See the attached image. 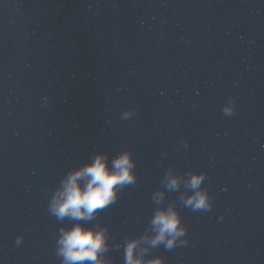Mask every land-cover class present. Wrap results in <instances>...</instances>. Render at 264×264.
Listing matches in <instances>:
<instances>
[{"label": "water", "instance_id": "obj_1", "mask_svg": "<svg viewBox=\"0 0 264 264\" xmlns=\"http://www.w3.org/2000/svg\"><path fill=\"white\" fill-rule=\"evenodd\" d=\"M125 148L137 180L89 222L108 227L111 264L170 203L187 242L145 259L264 264V0H0V264H61L75 221L51 214L52 192ZM192 171L206 173L208 211L183 204Z\"/></svg>", "mask_w": 264, "mask_h": 264}, {"label": "clouds", "instance_id": "obj_2", "mask_svg": "<svg viewBox=\"0 0 264 264\" xmlns=\"http://www.w3.org/2000/svg\"><path fill=\"white\" fill-rule=\"evenodd\" d=\"M47 103V97H44ZM236 103L229 98L223 106V113L230 115L236 111ZM134 109L128 108L121 113V119H128ZM135 158L130 149H123L109 159L104 151L67 171L54 189L49 200V210L57 220L65 218L75 221L71 226L61 225L57 239L56 252L61 257V264H111L106 255L109 250V229L99 222L90 224L98 211L114 204L119 193L128 185L135 183L137 173ZM187 184L193 190L191 195L182 197L185 207L194 211H208L213 207V198L207 187H202L206 173L192 171ZM162 183L169 191L176 190L181 184V177L172 172L171 167L165 172ZM164 192L153 194V201L159 204ZM149 229L140 236H129L124 242V264H164L162 255L145 259L148 249L163 245L171 250L187 242V226L182 222L180 210L174 203L167 207H157ZM23 241V234L16 237V243ZM147 242L146 244L144 242Z\"/></svg>", "mask_w": 264, "mask_h": 264}]
</instances>
